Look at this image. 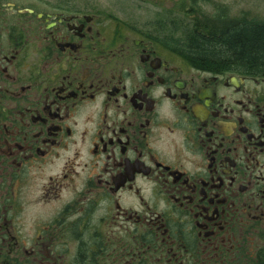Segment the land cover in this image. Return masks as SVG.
<instances>
[{"label": "flooded vegetation", "instance_id": "af4514ba", "mask_svg": "<svg viewBox=\"0 0 264 264\" xmlns=\"http://www.w3.org/2000/svg\"><path fill=\"white\" fill-rule=\"evenodd\" d=\"M188 1L0 0V264H264V72Z\"/></svg>", "mask_w": 264, "mask_h": 264}, {"label": "trees", "instance_id": "16d2710c", "mask_svg": "<svg viewBox=\"0 0 264 264\" xmlns=\"http://www.w3.org/2000/svg\"><path fill=\"white\" fill-rule=\"evenodd\" d=\"M222 33L213 31L206 36H193L189 58L206 67L217 68L223 61H242L243 67L264 72V23L244 19Z\"/></svg>", "mask_w": 264, "mask_h": 264}, {"label": "rangeland", "instance_id": "374dc122", "mask_svg": "<svg viewBox=\"0 0 264 264\" xmlns=\"http://www.w3.org/2000/svg\"><path fill=\"white\" fill-rule=\"evenodd\" d=\"M117 1V0H114ZM129 1L125 11L129 17L137 22L148 23L153 18L155 12H173L175 17L183 18V11L194 8L198 5L188 0H125ZM156 3L157 6H154ZM220 5L231 13L234 20L248 18L264 23V0H206L201 3L200 9L205 13L214 11V6ZM180 11V13H178Z\"/></svg>", "mask_w": 264, "mask_h": 264}]
</instances>
